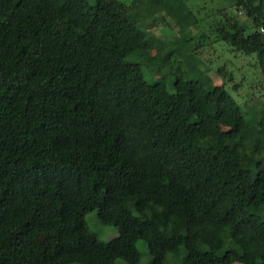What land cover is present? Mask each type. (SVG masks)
I'll return each mask as SVG.
<instances>
[{
    "label": "trees",
    "instance_id": "16d2710c",
    "mask_svg": "<svg viewBox=\"0 0 264 264\" xmlns=\"http://www.w3.org/2000/svg\"><path fill=\"white\" fill-rule=\"evenodd\" d=\"M232 2L247 20L217 11L214 39L264 79V0ZM163 44L121 0H0V264H140L138 240L148 264H264V110L146 80Z\"/></svg>",
    "mask_w": 264,
    "mask_h": 264
},
{
    "label": "rangeland",
    "instance_id": "374dc122",
    "mask_svg": "<svg viewBox=\"0 0 264 264\" xmlns=\"http://www.w3.org/2000/svg\"><path fill=\"white\" fill-rule=\"evenodd\" d=\"M121 1L127 3L130 14L146 32L147 42L158 39L164 43L162 51L154 47L148 52L150 61L142 62L146 80L164 78L170 81L175 76L170 74V70L179 67L184 78L198 79L205 86L221 85L249 117L255 119L260 116L264 110V79L256 57L244 55L225 42L215 40L211 31L219 17V10L226 9L238 19L247 20L244 11L236 8L232 0ZM167 51H171V55L169 62L163 65L161 56ZM126 205L133 209L132 201L127 200ZM261 214L264 215V212ZM84 218L88 228L100 240L108 241L116 236V227L100 223L95 210L87 212ZM223 236L226 244L230 245V234L224 231ZM136 246L141 253L140 264H148L150 255L146 243L138 240ZM171 256L168 255L167 259ZM113 264H125V261L118 258ZM169 264L178 263L171 257ZM232 264L241 262L234 261Z\"/></svg>",
    "mask_w": 264,
    "mask_h": 264
},
{
    "label": "built area",
    "instance_id": "2783aa9c",
    "mask_svg": "<svg viewBox=\"0 0 264 264\" xmlns=\"http://www.w3.org/2000/svg\"><path fill=\"white\" fill-rule=\"evenodd\" d=\"M261 31H262V32H264V29H263V28H261Z\"/></svg>",
    "mask_w": 264,
    "mask_h": 264
}]
</instances>
